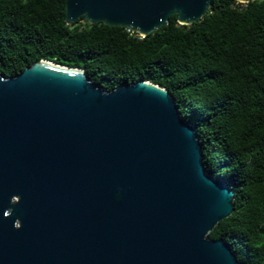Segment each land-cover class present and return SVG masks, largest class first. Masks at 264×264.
Returning <instances> with one entry per match:
<instances>
[{
  "label": "water",
  "instance_id": "95a60500",
  "mask_svg": "<svg viewBox=\"0 0 264 264\" xmlns=\"http://www.w3.org/2000/svg\"><path fill=\"white\" fill-rule=\"evenodd\" d=\"M210 7L66 0L65 24L145 37L171 15L190 25ZM233 199L206 174L195 128L166 89L104 91L83 69L47 60L0 76V264H245L208 236Z\"/></svg>",
  "mask_w": 264,
  "mask_h": 264
},
{
  "label": "trees",
  "instance_id": "16d2710c",
  "mask_svg": "<svg viewBox=\"0 0 264 264\" xmlns=\"http://www.w3.org/2000/svg\"><path fill=\"white\" fill-rule=\"evenodd\" d=\"M65 3L0 0V76L47 60L83 69L104 91L138 81L166 89L195 128L206 174L234 192L209 238L264 264V0H211L200 21L171 15L145 37L82 18L67 26Z\"/></svg>",
  "mask_w": 264,
  "mask_h": 264
},
{
  "label": "built area",
  "instance_id": "2783aa9c",
  "mask_svg": "<svg viewBox=\"0 0 264 264\" xmlns=\"http://www.w3.org/2000/svg\"><path fill=\"white\" fill-rule=\"evenodd\" d=\"M126 30H127V32H129L130 34H134V32H132L130 29H127L126 28ZM137 34V33H136ZM138 35V34H137ZM139 36V35H138Z\"/></svg>",
  "mask_w": 264,
  "mask_h": 264
}]
</instances>
